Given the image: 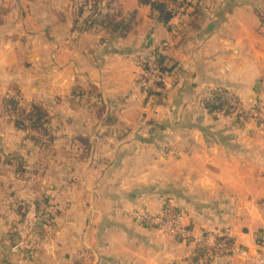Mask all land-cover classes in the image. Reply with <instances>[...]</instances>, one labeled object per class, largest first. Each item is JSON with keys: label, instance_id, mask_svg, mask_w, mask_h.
Here are the masks:
<instances>
[{"label": "crops", "instance_id": "crops-1", "mask_svg": "<svg viewBox=\"0 0 264 264\" xmlns=\"http://www.w3.org/2000/svg\"><path fill=\"white\" fill-rule=\"evenodd\" d=\"M173 5L165 24L140 0H0V89L15 82L43 105L52 134H32L39 145L0 128V264H255L264 132L205 102L224 90L231 105L264 106V0ZM151 53L168 68L160 105L140 89ZM169 203L196 237L227 234L245 255L131 216Z\"/></svg>", "mask_w": 264, "mask_h": 264}, {"label": "built area", "instance_id": "built-area-1", "mask_svg": "<svg viewBox=\"0 0 264 264\" xmlns=\"http://www.w3.org/2000/svg\"><path fill=\"white\" fill-rule=\"evenodd\" d=\"M169 7L170 10L178 9L174 7L169 0H155ZM160 55L151 54L144 60V73L140 81V86L145 94L154 97L161 104L166 103L167 89L163 83L165 72L162 71L164 65L161 64ZM235 114L240 116L242 121H255L264 130V106L254 104L250 107H244L239 103H232ZM133 220L140 226L157 231L165 236L176 238L181 242L194 244L202 250L212 249L219 254H242L245 252L238 249L227 234L214 235L204 233L199 237L193 234L190 226L184 224L185 215L178 209H175L170 203L165 204L158 213L147 211H134L131 214ZM260 253L255 259V264H264V229L258 237Z\"/></svg>", "mask_w": 264, "mask_h": 264}, {"label": "trees", "instance_id": "trees-1", "mask_svg": "<svg viewBox=\"0 0 264 264\" xmlns=\"http://www.w3.org/2000/svg\"><path fill=\"white\" fill-rule=\"evenodd\" d=\"M172 3L182 4L186 0H169ZM140 4L149 5L151 6L152 10L159 13L160 19L162 22L167 24L175 15V12L170 10L169 7L165 4H162L155 0H140ZM110 5V4H109ZM105 26L107 28L117 29L118 27L122 28V25L119 23H115L111 14H108L105 18ZM262 25L264 27V16L262 17ZM158 55V54H157ZM160 62L164 65L163 57H159ZM163 72H167V66H163ZM17 89V87H16ZM18 92L17 96L15 97H7L5 100L6 108L11 107V111H14L19 117H21L22 121H15V126L22 130L26 131L27 126L24 122H27L31 129L41 133L43 137L47 139L48 142H52V134H51V116L48 110L41 104L38 103H27L22 102L18 98L20 95ZM23 104V105H22ZM205 107L212 113H222L225 115H232L235 113L234 107L229 102L228 94L224 90H218L214 92V94L206 100ZM238 121L241 122L240 116L237 115ZM31 141L39 145H45L47 143L43 142L42 140H38L33 136H28ZM39 206V203L36 204V207ZM198 253L204 254L203 251L197 250Z\"/></svg>", "mask_w": 264, "mask_h": 264}, {"label": "rangeland", "instance_id": "rangeland-1", "mask_svg": "<svg viewBox=\"0 0 264 264\" xmlns=\"http://www.w3.org/2000/svg\"><path fill=\"white\" fill-rule=\"evenodd\" d=\"M7 10L6 8L4 7H0V24L3 22L4 18L7 16ZM15 43V42H14ZM17 43V42H16ZM162 50V49H161ZM151 54H154V53H151ZM150 54V55H151ZM18 57L17 58V61H18V66H20V63L21 61L23 60H26V54L21 51L19 52V54H17ZM14 61V60H13ZM144 62V61H143ZM142 62L143 66H144V63ZM2 66V65H1ZM144 73V72H143ZM143 76V74H142ZM141 76V78H142ZM4 77L5 78V74L3 72L0 73V78ZM141 81V79H140ZM163 83L166 85V75H164V78H163ZM16 83H11L10 87L6 90V89H0V128L3 130H6L7 128H13L14 132L16 131H21V133L23 134L24 138L25 136H27V140H29L28 136H33L32 134H38L37 131L33 130L30 128V126L28 125L27 122H24V124L27 126L26 131H22L20 129H18L16 126H15V121H22L21 117H19L14 111H11V107H8L6 108L5 106V100L7 97H15L17 96L18 92L20 93L19 95V99L21 100V103L22 102H27L25 101L24 97L22 96L21 92H22V87L21 89L17 87L16 89ZM140 89H141V92L147 97L149 98V100L152 101L153 104H158L160 105L161 103L159 102V100H157L156 98L154 97H149L145 94V92L142 90L141 86H140ZM168 95V94H167ZM25 96L27 97H30L32 96L31 95V92L30 90H26L25 91ZM234 103V102H233ZM23 105V104H22ZM262 131L264 132V130L262 129ZM41 134V133H39ZM42 135V134H41ZM34 137V136H33ZM47 140V139H45ZM175 209H178V207H176L173 203H170ZM179 210V209H178ZM182 210V211H181ZM180 211L184 213V209H181ZM147 229V228H146ZM150 230V229H148ZM151 231H154V230H151ZM154 232H157V231H154ZM158 233V232H157ZM172 238V237H171ZM173 239H176V238H173ZM178 240V239H176ZM184 244V242H182ZM182 255H184V252L182 253Z\"/></svg>", "mask_w": 264, "mask_h": 264}]
</instances>
